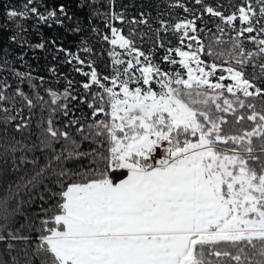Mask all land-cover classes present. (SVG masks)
<instances>
[{
	"label": "snow or ice",
	"instance_id": "snow-or-ice-1",
	"mask_svg": "<svg viewBox=\"0 0 264 264\" xmlns=\"http://www.w3.org/2000/svg\"><path fill=\"white\" fill-rule=\"evenodd\" d=\"M192 3L215 18V32L182 0H171L167 20L160 18L163 13L152 18L144 12L130 20L126 8L114 10L115 0H82L78 7L87 10V24L69 15L64 4L49 8L44 0L5 8L0 29L15 24L8 41L22 51L0 49V123L22 133L38 106L49 115L46 127L41 120L39 144L29 148L13 137L0 145V157L20 153L15 167L36 168L37 159L26 153L51 150L23 186L35 188L47 177L60 188L45 186L58 199L54 215L40 225L35 255L41 264H264V0H240L227 15L204 0ZM175 8L190 18L172 24ZM29 19L39 43L28 39ZM97 19L103 21V33ZM151 19L158 28L152 29ZM124 24L133 25L128 38L121 34ZM140 25L154 31L161 48V33L173 30L181 43L194 44L186 45L191 51L175 48L179 61L165 54L164 68L151 51L136 46L133 34L141 40L146 35L138 31ZM41 27L64 28L73 36L93 34L123 51H108L112 74L102 76L87 40L81 39L73 52L63 46V37H43ZM200 34L220 47L205 49ZM36 50L56 61L49 76L66 81L62 92L45 89L47 101L40 89L51 81L35 76L25 59ZM205 52L213 62L202 58ZM225 52L227 66L217 64ZM61 64L84 77L83 92L59 72ZM84 107L87 114L75 115ZM57 114L64 118L60 127ZM243 122H250L247 129L225 131V125ZM82 143L96 147L80 151ZM56 144L62 145L59 152ZM84 157L96 167L80 182L70 170L54 166ZM114 171H125V178L114 182L109 175ZM14 195L0 198V241L21 238L8 229L17 212ZM0 264L8 261L0 257Z\"/></svg>",
	"mask_w": 264,
	"mask_h": 264
},
{
	"label": "trees",
	"instance_id": "trees-1",
	"mask_svg": "<svg viewBox=\"0 0 264 264\" xmlns=\"http://www.w3.org/2000/svg\"><path fill=\"white\" fill-rule=\"evenodd\" d=\"M171 0H115V11L119 12L126 8L128 19H132L133 17H139L141 12L148 14L152 18H156L160 16V14H164L160 18L169 19L168 13L170 11L168 4ZM186 5L193 6L197 10V14L203 16L204 22L208 23V27L212 28L213 32L216 31L214 20L215 18H210L207 13L203 11L201 6L194 5L192 0H182ZM25 3V0H0V24L5 23V8L6 7H15L16 9H20L21 6ZM45 5L49 8L58 6L59 4H64L68 9L69 15L75 14L77 18L83 24H87V20L85 19V15L87 10L81 7H78L79 4L82 3V0H44ZM204 3L207 5L216 8L217 10L224 11L225 14H230L233 8L229 7L230 5H237L240 3V0H204ZM43 10V9H41ZM172 11L171 23L175 24L180 19L185 17L190 18V14H186L180 8H175ZM26 26L28 28V39L33 43L40 42V35H38L35 31H33L34 20L29 19L26 22ZM115 26H120L119 21L113 22ZM149 23L152 25V29L158 28L159 25L156 24L155 19H151ZM200 23V21H197ZM95 26L101 29L103 33L105 30L103 29V21L97 19L95 21ZM133 25L124 24L121 27V34L126 38L129 36L130 28ZM152 29L145 27L144 25H140L138 31H142L146 33L143 39L133 34V39H135L136 46L141 48L146 53L151 51L154 60L157 63H160L162 67L167 68L168 66L163 63L162 57L165 54H169L173 56L177 61H179V56L175 55V48H181L182 50H190L186 47L188 43H193L188 39H185L183 43L180 42L178 36L175 34V30L170 31L168 33H161L163 37H165L164 44L165 47H159V42L156 40L155 33ZM16 31V25L13 23L7 24V30L0 29V49L7 47L13 53H18L22 51L15 44H10L8 38L13 32ZM40 33L43 37H53L60 36L63 37V46L65 48L71 49L73 52H76L81 39L87 40L89 46L95 48V57L96 66L99 68L102 76L103 75H111L112 74V65L110 63V57L108 56V51L112 48H115L116 51H123L118 46H111L108 44L102 43L100 40L95 38L93 34H88L86 36H73L66 32L64 28H54L48 29L46 27L40 28ZM181 30V34H182ZM202 38V42L205 45V49L209 45L212 46L214 50H217L220 46L216 45L215 42L210 38H205L203 34H200ZM225 49L227 45L223 46ZM247 47H251V45H247ZM172 49L169 53L167 50ZM77 55H82V53L77 52ZM202 58L206 62H213V58L209 57L206 52L201 53ZM33 56L36 58L33 59ZM31 68L34 70L33 74L35 76H44L51 83H46L44 88L40 89L41 95L44 97L45 101L50 99L49 93L45 91L46 88L51 87L52 89H56L59 91H63L66 85L65 80H61L57 83L53 78L49 76L48 69L52 64H55L56 61H53L51 58V54L36 50L34 53L32 51H28V55L25 58ZM227 59V53L225 52V56L216 60L217 64H221L222 66H227L223 64L222 61ZM17 68H20L19 63H17ZM24 71L26 69H20ZM59 72L66 74L69 78L76 81L74 87L79 91L83 92L81 82L84 80V77L77 75L76 73L71 71V68L68 65L61 64L59 65ZM155 88V85H153ZM25 90L27 91V86H25ZM227 95V93H225ZM89 110L84 107L83 113L80 111H76L75 115L80 116L82 114H87ZM49 115V110L44 109L41 110V107H37L34 110V114L30 117L31 123L25 128V130L21 133L15 130V125L8 127L5 130V126L3 123H0V145L4 144L6 141H11L13 137L16 141H20L23 145L27 147H31L33 144H39L40 137L43 136V130L41 126V120L43 119L44 124L43 127L47 126V119ZM25 117L28 118L27 111H25ZM103 118V117H101ZM63 117L59 114L56 116L57 127H60L63 121ZM231 120V117H229ZM250 122H243L241 125H233L228 124L225 125L226 132H234L241 131L243 129H247ZM57 152H59L62 148L61 144L54 145ZM96 147V145H90L89 143H82L80 145V151L90 152L92 148ZM105 147H107L105 145ZM0 152H2V148H0ZM51 154V150L41 151L40 149L33 151H29L26 155L29 158L33 156L37 159V166L34 168L32 165L15 167L14 165L19 159L20 153L11 154L9 157L4 158L0 157V198L8 195L10 192H14L15 195L11 201L12 206L17 209V212L11 217L8 229L10 231H14L17 233L20 239H11V240H3L0 241V257L4 260L8 261V264H13V261H16V264H28V261H31V264H41V258L35 255L37 245L41 243L40 241V225L44 219L52 217L56 212V204L58 198H51L50 192L45 190V186L47 185L49 188L59 192L60 188L54 183V181L50 178H44L42 182L38 183L35 188H28L27 190L23 186L27 178L34 175L35 171L38 170L40 166H43L47 161V156ZM107 155V152H105ZM54 166L63 167L70 170L72 173L76 174L74 176L75 182H80L85 178V174L88 172L90 168H95L96 164L91 161V157H84L79 159H70L63 162L60 165H56L54 162ZM100 168H104V164L99 165ZM110 175V173H109ZM23 178V179H22ZM95 178V177H93ZM43 196L44 199L41 200L40 197ZM44 210H49L47 212V216H45ZM6 234V233H5ZM26 238V239H25ZM11 245V248L9 247ZM11 253V254H9ZM230 264H234V262H230Z\"/></svg>",
	"mask_w": 264,
	"mask_h": 264
},
{
	"label": "crops",
	"instance_id": "crops-1",
	"mask_svg": "<svg viewBox=\"0 0 264 264\" xmlns=\"http://www.w3.org/2000/svg\"><path fill=\"white\" fill-rule=\"evenodd\" d=\"M125 176H126V172L125 171L110 172V177H111V179H113L114 182H118L119 180L124 179Z\"/></svg>",
	"mask_w": 264,
	"mask_h": 264
},
{
	"label": "rangeland",
	"instance_id": "rangeland-1",
	"mask_svg": "<svg viewBox=\"0 0 264 264\" xmlns=\"http://www.w3.org/2000/svg\"><path fill=\"white\" fill-rule=\"evenodd\" d=\"M184 51H190V50H184ZM130 58V57H129ZM179 59H181L180 57H179ZM194 66V65H193Z\"/></svg>",
	"mask_w": 264,
	"mask_h": 264
},
{
	"label": "built area",
	"instance_id": "built-area-1",
	"mask_svg": "<svg viewBox=\"0 0 264 264\" xmlns=\"http://www.w3.org/2000/svg\"><path fill=\"white\" fill-rule=\"evenodd\" d=\"M159 157V154H157V158Z\"/></svg>",
	"mask_w": 264,
	"mask_h": 264
}]
</instances>
